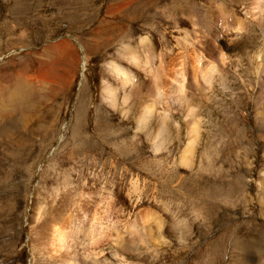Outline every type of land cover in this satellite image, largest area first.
I'll list each match as a JSON object with an SVG mask.
<instances>
[{
  "label": "rangeland",
  "instance_id": "rangeland-1",
  "mask_svg": "<svg viewBox=\"0 0 264 264\" xmlns=\"http://www.w3.org/2000/svg\"><path fill=\"white\" fill-rule=\"evenodd\" d=\"M256 1L0 0V264H264Z\"/></svg>",
  "mask_w": 264,
  "mask_h": 264
},
{
  "label": "bare ground",
  "instance_id": "bare-ground-1",
  "mask_svg": "<svg viewBox=\"0 0 264 264\" xmlns=\"http://www.w3.org/2000/svg\"><path fill=\"white\" fill-rule=\"evenodd\" d=\"M263 1L264 0H257L256 1V3L257 4H262L263 3ZM259 6V5H258ZM254 7V8H257V9H259V7H262L261 5L259 6V7ZM259 11H260V14L261 13H263V11H261V8L259 9ZM145 41V39L143 40H141V44H142V42H144ZM128 50H131V49H129L128 48ZM128 50H126L125 49V53H127V56L130 58V59H133V61L131 60V62H136L137 63V57H136V55H135V51H134V53H131L132 51H128ZM194 61V60H193ZM135 63V64H136ZM138 64V63H137ZM84 65V64H83ZM115 65V64H114ZM134 65V64H133ZM116 67V66H115ZM118 69L119 70H116V68H114V71L116 70V71H118V74L120 75V77H121V86L122 87H125L129 82H131V78H130V76H129V73H127V72H125L124 71V69L121 67H118ZM111 86H106V88H105V93H106V95H107V97L111 100V102H114V94H115V88H111V89H109ZM109 89V90H108ZM158 93V92H157ZM157 93H156V95H157ZM179 93V92H178ZM158 96V95H157ZM125 99H127L128 98V96H125L124 97ZM151 106H143V111L140 113V115H139V123H144L145 122V119L147 118V115L148 114H150V112H151ZM191 110V109H190ZM165 118V117H164ZM163 118V119H164ZM164 121L160 124V128L158 129V133L156 134V136H155V139L157 140L159 137H160V135H161V133H162V128H163V126H164ZM190 139L188 140V142L186 143V145H185V147H184V150H183V152H182V155H181V158H180V164H182V165H187V163H188V161H189V156L191 157V154H192V150H193V147H194V143H196L195 141H196V138H197V124H194L193 126H192V128H191V132H190ZM155 151H158V150H160V144H158V145H155L154 144V148H153ZM92 235V231H90L89 232V234H88V239H90V237H92L91 236ZM93 238L94 237H92V240H93ZM95 240V239H94ZM59 241V243L58 244H60V243H65L63 240H61V239H59L58 240ZM96 241V240H95ZM94 241V242H95ZM88 242H91L90 240H88Z\"/></svg>",
  "mask_w": 264,
  "mask_h": 264
}]
</instances>
